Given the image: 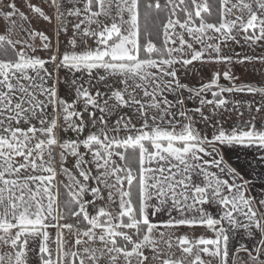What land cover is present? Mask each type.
I'll return each mask as SVG.
<instances>
[{
  "label": "snow or ice",
  "instance_id": "snow-or-ice-1",
  "mask_svg": "<svg viewBox=\"0 0 264 264\" xmlns=\"http://www.w3.org/2000/svg\"><path fill=\"white\" fill-rule=\"evenodd\" d=\"M45 3L59 22L55 51L43 32L33 30L28 36L33 41L39 36L40 50L51 52L48 59L35 55L34 44L9 38L13 18L28 16L16 0H0V17L9 33L0 34V56L5 57L0 58V247L10 249L0 251V264H28L29 251L39 264H100L105 257L108 264H119L120 257L124 264L133 259L137 264L150 259L184 264L162 259L153 235L164 237L168 233L161 228L179 226H203L214 236L178 238L182 253L192 257L190 264H264V198L253 208V198L246 196L253 176L264 181V154L245 157L234 167L225 153L237 146L264 153V87L237 86L230 68L221 73L212 67L246 61L264 65V56L234 61L222 54L229 41L239 43L238 35L252 45L264 41V0H218V19H212L209 0ZM26 6L37 18L52 22L41 7ZM68 24L73 50L58 55L60 34H67ZM47 64L55 66V75ZM61 69L70 75L62 79ZM221 75L231 86L220 83ZM225 93L261 99L245 119L241 102ZM189 102L197 106L189 107ZM233 112L238 119L229 124ZM197 124L210 127L211 136ZM66 134L75 139L64 138ZM57 156L67 184L54 183ZM69 156L78 176L65 167ZM61 185L69 197L63 203ZM85 193L92 199L84 200ZM105 199L95 215L88 213V205ZM68 204L73 205L70 215L82 219L61 224ZM205 205L217 207L216 217ZM158 215L169 218L157 224L152 217ZM49 228L61 230L55 258ZM63 229L75 235L74 250L65 251ZM256 232V246L240 244L230 251V233L252 239ZM97 241L99 248L78 247ZM30 242L38 251L28 247Z\"/></svg>",
  "mask_w": 264,
  "mask_h": 264
},
{
  "label": "crops",
  "instance_id": "crops-1",
  "mask_svg": "<svg viewBox=\"0 0 264 264\" xmlns=\"http://www.w3.org/2000/svg\"><path fill=\"white\" fill-rule=\"evenodd\" d=\"M5 2H7V0H5ZM16 2L19 4L20 10L23 11L26 16H28V20H21L18 15L15 16L13 19H15L16 24L12 28L11 33L9 35V33L6 31V27H8V26L5 24L3 18L0 17V34L9 35V38H11V39L12 38L13 39L18 38L15 40L12 39L13 41L21 40V41H27L30 44H34L37 47V52L35 53V55L40 56L41 58H44V59H48V57L51 55V52L40 50L41 41L39 39V36H37L35 38V40L33 41V40L29 39L28 34H29V32H31L33 30L43 32L45 35H47L51 39L52 45H53L52 51H55L56 29H57V25L59 22L56 21V19H55L54 10H52L48 7V3H45V0H16ZM27 3H31L33 5L41 7L42 10L45 11L46 14L52 16V22L48 23L47 21H43L42 19L37 18L36 15L31 13L30 10L27 8V6H26ZM209 4L212 7H214L215 10L218 8V0H209ZM0 7H2V6H0ZM217 16H218V13H217ZM68 19L71 20L74 18L69 17ZM93 27H95V25H93ZM60 35L61 36H60L59 54L58 55H62L65 51L70 52L73 50L71 46L69 47L63 43L61 44L62 39H65V38L68 39L72 36L71 24H68L67 34L65 35L64 33H61ZM67 36H68V38H67ZM237 40L239 41V43H237L235 41H229L227 47L222 46V54L233 56L234 61L236 59H240L244 56H264V41H258L256 44L252 45L250 42H245L242 38V35H238ZM77 43H78V45H80L79 40L77 41ZM20 47H21V45H17V49H19ZM80 47H82V45H80ZM79 50H80V48H79ZM237 53L240 54L239 57L236 56ZM29 55H33V53H31L29 51ZM10 56H11L10 58H14V55L12 53H10ZM0 57L5 58L3 56H0ZM52 66H53L54 75H55V66L52 64L46 65V67L49 70H50V67H52ZM212 67L219 69L221 73L224 70H227V68H230L232 74L235 77H238V79L235 80V84L237 86L251 85V86L264 87V65L260 64L258 61H253L251 63L246 61L244 64H239V63L233 62V64L228 65L227 67L223 64L213 65ZM209 71H211V69H209ZM63 72L65 75H70V73H68L66 70H64ZM220 83L222 85L231 86L228 81L223 80L222 75L220 77ZM224 95L230 100H239L241 102L240 108L244 112V118L245 119H247L249 117L250 112H254L255 107L259 106V102L261 99L259 95L253 97L251 94H246V93H232V94L225 93ZM209 98H210V95H209ZM249 102L252 104L251 109H249ZM195 106H197V105L192 103V102H189V107H195ZM229 107H231V105H229ZM237 119H238L237 113L233 112L231 114V120L229 121V124L237 122ZM259 123L260 122L257 121L258 126H259ZM229 124H226L225 127H228ZM196 126L200 129H202L204 132H206L209 136H211L212 129L210 127L205 128V126L203 124H197ZM225 153H226V159L230 157L231 163L234 167L239 166V164L244 161L245 157H247V159L251 160L254 154L257 156L260 154H264V153H254L253 149H245V148H242L239 146H237L235 148H230V149L226 148ZM237 156L240 157L239 161L237 160ZM252 179H253V183H251L249 185L248 191L246 192V196L253 198V200H254L253 208H259V205L257 202L261 198H264V181H261L260 179L255 178L254 176L252 177ZM81 182H82V180H81ZM92 186H95V185H92ZM83 199L84 200H91L92 197L90 195L87 196V193H85ZM104 202H105V200L104 201L96 200L95 206L88 205L87 206L88 213L90 215H95V213L97 211V210L95 211V208L97 209L99 204L102 205ZM72 207H73V205L68 204L67 209L65 211V217L66 218L62 220L63 223H75L76 222L75 218L70 215L69 210ZM204 207L209 211L210 214H212L214 217H216L217 212H218V209L216 206L209 207L208 205H205ZM261 210L264 211V209H261ZM258 215H259V213H258ZM77 218L82 219V217H77ZM168 218L169 217L166 215H158L156 217H152V220H153V222L160 224L161 221H166ZM177 218H179V217H177ZM240 219L243 221V217H240ZM224 226L228 227L226 222H225ZM179 227L188 228V229L192 230L193 232H204L203 233L205 235L204 237L214 238L213 233L210 230H208L206 227H203V226H193V227L179 226ZM63 236H64V239L67 241V243H66L67 251L74 250L73 249V243H74V240L76 238L75 235L72 232H70L69 230L64 229L63 230ZM230 236H231V239L229 242L230 251L233 250L236 246H238L240 244H244L246 247L252 248L253 246L257 245L258 239L260 238L259 232H256L255 237H253L252 239H248L246 237L241 238L240 236H238L234 233H230ZM34 243L35 242H30L28 247L30 249H33V245L37 246V244L36 243L34 244ZM78 247L81 249L83 247H97V248H99V247H101V245L97 241L95 244H84V245H80ZM0 251H3L6 253V252L10 251V249L6 248V247H0ZM242 255H245V254L242 253ZM27 259H28V264H39L38 258L35 256V253H33L32 251L28 252ZM69 259H71V257H69ZM67 264H68V261H67ZM77 264H78V261H77ZM85 264H91V261L86 260ZM102 264H108V260ZM229 264H231V260L229 261Z\"/></svg>",
  "mask_w": 264,
  "mask_h": 264
},
{
  "label": "rangeland",
  "instance_id": "rangeland-1",
  "mask_svg": "<svg viewBox=\"0 0 264 264\" xmlns=\"http://www.w3.org/2000/svg\"><path fill=\"white\" fill-rule=\"evenodd\" d=\"M67 38H68V36H67ZM15 39H18V38H14L13 40H15ZM68 39H66V38L65 39H62L61 44L63 43L66 46H69L70 47L71 45L68 44ZM197 47H199V46H197ZM79 48H81V47H78L76 50L79 51ZM50 71H52L53 72V75H54L53 66L50 67ZM63 71L64 70L61 69L60 70V73H59V75H60V77L62 79L65 78L66 76H69V75H65ZM49 83H51V81H49ZM60 87L62 89H64V85L63 84ZM65 92H66V89H64V91L61 92V95H64ZM68 98L71 99L72 97H68ZM170 98H172V97H170ZM85 118H87V117H85ZM134 123H137V126H139L140 121H134ZM21 126H23L25 128L27 127V125L23 124V122H22ZM86 134H87V130L85 131V135ZM69 135L71 136V138L75 139V134H66L64 136V138H69ZM122 135H123V133H122ZM81 138H83V137H81ZM57 151H59V150L57 149ZM73 164H74V158L71 157V156H69L68 157V161L65 164V167H67L75 175L78 176V173H76V170L73 167ZM55 167H56V170H57V176H56V181L54 183H58L59 184L60 182H63V184H67L68 183L67 177L60 171L59 156H57V161H56ZM82 183H83V181H82ZM61 192L63 194L61 195L60 200H61V203H63L64 201H67L69 199V197H68L67 193L64 191L62 185H61ZM104 194H105V197H106L107 196V193L105 192ZM87 196H89L88 193H87ZM106 203H107V200L105 199V202L102 205L99 204L98 207L105 206ZM96 210L97 209L95 208V211ZM109 210H111V207L109 208ZM53 223H55V221ZM60 223L63 224L62 220L60 221ZM48 231L50 233V240H49L48 243H49L50 248L53 251V258H55L56 257V250L58 248V245L56 243V240H57V232L58 231H61V230L58 229V228H49ZM160 231H164V232H166V233H168V234L171 235V241H172V245H173L172 248H170V249L167 246L166 241L169 240V235L168 234H166L164 237H160L159 234H158V232H156V233L153 234L156 237V239L159 241V243L157 245V248H158L159 252L161 253L162 259L170 258V259H173V260H183L184 261V264H190V261H191L192 257H186L185 254L182 253L181 248L178 246V238L181 237V236H187L189 240H193L194 241L197 238H200V237H204L205 236L203 234L204 232H193L192 230H190L188 228H184V227H177V228H173V229H163V228H161ZM129 234H131V232ZM133 238L135 239V237H133ZM204 238H206V237H204ZM33 249H36V251H38V247L37 246H34L33 245ZM65 251H67L66 245H65ZM144 251H145V254L146 255H149V257L151 258V255H152L151 251L148 250V249H145ZM201 256H202V258L205 261H208L210 259L209 257L205 256L203 253H201ZM107 260H108V258L105 257L101 261L100 264L106 262ZM65 264H67V260L65 261ZM119 264H124L123 257H120ZM133 264H137V262H136L135 259H133ZM149 264H162V260L152 261L150 259ZM217 264H218V262H217Z\"/></svg>",
  "mask_w": 264,
  "mask_h": 264
},
{
  "label": "trees",
  "instance_id": "trees-1",
  "mask_svg": "<svg viewBox=\"0 0 264 264\" xmlns=\"http://www.w3.org/2000/svg\"><path fill=\"white\" fill-rule=\"evenodd\" d=\"M161 3L163 4V0H161ZM211 7H212V6H211ZM212 9H213V17H212V19H217V18H218V16H217V11H216L217 9L215 10L214 7H212ZM151 15H152L153 18H155V16H156L155 9H153V10L151 11ZM143 18H144V11H143V9H142V19H141L142 26H143ZM164 18H165L164 13L161 12V13H160V19L163 20ZM4 47H8L7 44H5ZM10 53H11V51H10ZM13 55H14V54H13ZM10 57H11V56H10ZM10 57H9V58H10ZM0 58H1V57H0Z\"/></svg>",
  "mask_w": 264,
  "mask_h": 264
},
{
  "label": "built area",
  "instance_id": "built-area-1",
  "mask_svg": "<svg viewBox=\"0 0 264 264\" xmlns=\"http://www.w3.org/2000/svg\"><path fill=\"white\" fill-rule=\"evenodd\" d=\"M78 218H75V220H77Z\"/></svg>",
  "mask_w": 264,
  "mask_h": 264
}]
</instances>
